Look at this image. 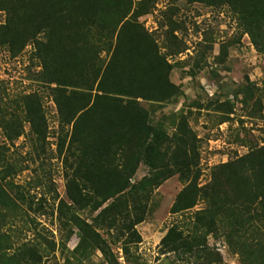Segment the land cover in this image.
Instances as JSON below:
<instances>
[{
	"label": "trees",
	"instance_id": "16d2710c",
	"mask_svg": "<svg viewBox=\"0 0 264 264\" xmlns=\"http://www.w3.org/2000/svg\"><path fill=\"white\" fill-rule=\"evenodd\" d=\"M185 1L226 7L257 50L264 49V0ZM157 2L0 0V46L12 57L31 46L38 69L30 79L40 87L10 102L1 96L5 88H0V128L5 141L13 144L26 123L34 142L41 146L49 132L42 96L46 91L58 120L57 152L64 154L70 169L66 185L70 208L94 212L116 195L137 205L153 188L178 175L186 183L175 211L192 208L200 197L208 202L205 214L214 216L221 209L229 213L231 237L245 225L255 228L258 221L260 237L240 238L237 243L247 264H264V143L217 164L210 180L199 186L198 146L192 130L183 120L172 133L162 123L152 124L153 108L179 94V87L169 79L173 64L167 56L186 49L184 44H172L167 36L160 44L155 31L140 21L155 10ZM174 22L169 16L168 23ZM11 103L20 107V114L9 109ZM8 150L0 142V174L5 173L0 177V264H20L17 255L8 253L9 234L2 229L4 218L14 217L20 209V198L10 189L14 184L2 183L14 169ZM140 163L149 173L131 182ZM250 210L254 215L248 214ZM107 212L108 208L95 216L93 224L72 214L79 245L88 242L103 250L105 242L97 231L103 224L98 219L107 228L117 225L116 214L109 219ZM141 219L136 217L134 223ZM175 234L169 230L161 240L163 245L176 249L180 243L173 239ZM198 237L195 234L192 240Z\"/></svg>",
	"mask_w": 264,
	"mask_h": 264
},
{
	"label": "rangeland",
	"instance_id": "374dc122",
	"mask_svg": "<svg viewBox=\"0 0 264 264\" xmlns=\"http://www.w3.org/2000/svg\"><path fill=\"white\" fill-rule=\"evenodd\" d=\"M169 16L173 24L168 23ZM2 17L0 13V20ZM140 21L155 31L160 44L167 36L172 44L186 47L167 56L173 64L169 79L179 87V94L155 106L151 121L162 123L169 133L181 120L192 130L198 146L197 182L204 185L214 166L264 143V49L257 50L226 7L158 0L155 10ZM30 52L31 46H27L12 57L0 46V88H5L1 96L8 101L40 89L30 79L38 69ZM42 96L49 132L41 146L34 142L26 123L24 133L13 144L5 141L0 128V142L8 145L7 158L14 165L2 183L12 182L11 192L20 198L19 211L4 218L2 229L9 234L8 253L17 255L20 264H247L237 242L240 238L258 239L260 223L256 221L255 228L245 225L231 237L229 213L221 209L214 216L205 214L208 202L200 197L192 208L175 211L186 183L178 175L153 188L137 205L116 195L94 212L70 208L66 191L70 169L64 154L57 152L56 109L46 91ZM10 106L20 112L16 103ZM148 173L149 168L140 163L130 181L137 182ZM106 208L109 219L116 214L117 225L107 228L98 219L103 224L97 229L105 242L103 250L88 242L79 245L72 214L93 224L95 216ZM249 212L254 215V210ZM138 216L141 221L134 223ZM169 230H174L173 239L180 243L176 249L161 241ZM195 234L200 237L193 241Z\"/></svg>",
	"mask_w": 264,
	"mask_h": 264
}]
</instances>
